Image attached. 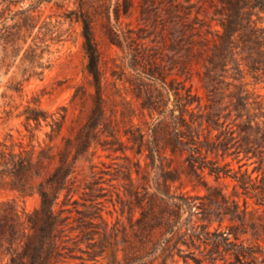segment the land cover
<instances>
[{"label":"rangeland","instance_id":"rangeland-1","mask_svg":"<svg viewBox=\"0 0 264 264\" xmlns=\"http://www.w3.org/2000/svg\"><path fill=\"white\" fill-rule=\"evenodd\" d=\"M214 2L135 0L118 19L111 12L113 40L103 12H94L102 98L98 110L77 24L64 21L61 38L47 40L44 68L37 67L40 72L31 77L29 62L11 60L0 40V149L11 142H50L46 132H52V118L61 126L51 142L61 146L71 138L73 150L78 149L68 190L55 205L60 223L54 264H264V166L252 171L250 160L239 167L235 159L218 156L219 163L230 162L226 175L195 176L186 172V146L175 152L162 146L151 159L147 148L134 152L125 134L141 128L152 138L155 124L183 127L176 116L187 120L189 115L175 104V93L202 92L200 77L211 84L204 51L187 65L188 30L193 27L194 46L203 47L199 39L219 27ZM41 8L48 12L45 5ZM226 69L211 71L218 86L234 75L231 62ZM248 87L264 95L262 82ZM34 101L48 117L27 124L23 111ZM85 137L86 144L78 148ZM159 165L175 169L174 179L163 183ZM236 171L251 174L247 188L233 176ZM7 185L8 177H0V200L14 199L27 210L38 205L37 194L23 198ZM159 187L165 191L163 201L152 197ZM6 260L0 253V264Z\"/></svg>","mask_w":264,"mask_h":264},{"label":"trees","instance_id":"trees-1","mask_svg":"<svg viewBox=\"0 0 264 264\" xmlns=\"http://www.w3.org/2000/svg\"><path fill=\"white\" fill-rule=\"evenodd\" d=\"M134 1L0 0V40L3 49L10 51L8 56L11 60L19 57L29 62L27 70L28 77H31L40 72L37 67L41 71L44 68L41 58L44 52L49 51L47 40L61 38L60 27L64 21L71 26L77 24L85 69L93 77L98 93V110L102 107L100 52L95 41L92 16L94 12H103L113 40L111 12L118 19L121 14L129 12ZM214 3L219 27L213 30L215 32L211 36L206 32L199 39L203 47L194 46L193 27L188 30L187 65L190 66L192 60L202 56L204 51V59L210 65L205 74L211 84L200 77L202 92L189 89L185 94L175 93V104L181 113L186 111L189 115L187 120L176 116L183 127H176V122L169 125L163 123L162 126L155 124L151 129L152 138L147 137L141 128L125 134L134 152L141 153L147 148L152 153L148 154L151 159L153 151L162 146H168L175 152L179 145H184L187 148L186 172L195 176L207 173L218 178L232 169L229 161L219 163L218 156L235 159L239 167L250 160L254 163L252 171L264 166V95L248 87L249 83L258 82L264 86V0H215ZM41 5H45L48 12ZM230 62L234 75H229L230 80H221L224 85L218 86L219 80L211 71L218 68L226 71ZM246 77H250L251 81ZM34 102L35 106L28 103L23 111L27 124L31 120L40 123L41 119L48 117L38 102ZM60 126L59 119L52 118V132H46L50 142L37 145L11 142L4 143L5 147L0 149V177H8L7 189L23 198L34 193L39 198L38 205L32 210L24 206L19 208L14 199L0 200V253L7 256L5 264L55 262L60 223L55 205L60 193L68 190L78 152L75 147L73 150L71 138H65L61 146L51 142L52 134ZM160 133L163 134L162 144L159 142ZM83 138L78 148L86 144V137ZM158 167L163 170V183L174 179L172 174L175 169L167 171L162 169L163 165ZM237 172L233 176L242 188H247L249 180H252L251 174L240 172L238 175ZM202 184L208 189V197L212 198L214 193L206 183ZM164 192L159 187L153 193V199L163 201ZM218 194L222 196L220 192ZM186 203L189 208L193 206L189 200ZM236 254L242 253L238 251Z\"/></svg>","mask_w":264,"mask_h":264}]
</instances>
